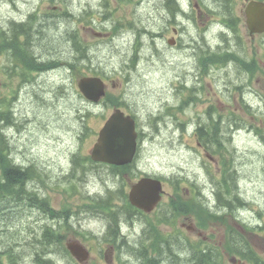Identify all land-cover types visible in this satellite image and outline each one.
I'll list each match as a JSON object with an SVG mask.
<instances>
[{
  "label": "rangeland",
  "instance_id": "rangeland-1",
  "mask_svg": "<svg viewBox=\"0 0 264 264\" xmlns=\"http://www.w3.org/2000/svg\"><path fill=\"white\" fill-rule=\"evenodd\" d=\"M104 1L106 0H63L61 5L60 0L54 3L50 0H0V26L3 30L8 32L13 23L30 22L27 28L31 25L32 28L28 37L24 36L25 43L22 46L27 48L26 52L30 56L51 61L50 65L57 67L45 68L44 72L36 73L31 79L28 75L25 76L24 85L19 78L9 77L7 56L0 55V93L10 100L9 105L12 108V113L8 116L10 122L4 121L3 118L2 124L11 142L12 157L19 164L29 168L31 174L53 188L47 189L38 181L31 184L37 190L42 189L39 193L41 191L48 194L56 208H59L62 202V195L54 190L57 184H61L69 191L76 186L75 192L78 195L74 197L80 200L84 196L91 198L104 195L107 187L113 185L115 188V184L119 183L108 167L101 169L89 167L79 171L75 176L67 177L71 168V155L78 149L83 154L89 153L96 141L97 132L104 123L100 117H93L86 125L87 128L95 130L96 135L82 139L85 121L77 116L76 104L80 108L83 105L72 96L79 79L78 70L71 71L66 67L59 70L62 63L57 62L59 59L64 62L70 61L78 56L73 46L74 42L71 41L75 30L80 31V38L84 40L93 61L92 64L86 65L107 72L109 82L117 80L119 70V84L123 86L122 92L125 93L126 101L137 105L141 126L146 135L141 140L138 154L139 169H134L135 175L162 174L178 178L181 176L196 178V173L200 172L194 160L199 154L198 138L194 136V130L186 132L187 126L185 129L181 128V118L188 120L192 118L189 125H195V128L200 125L202 129L205 124L209 126L212 120L217 121L213 131L215 134L209 142L212 145L218 143L220 135L227 144L223 129L235 118L238 119L239 125L245 124L248 129L249 126L264 127V74L260 81L255 78L252 83H248L247 76L235 69L234 62L225 68L212 63L208 68L210 71L202 74L200 73L202 69L196 64L198 56L203 52L209 53L211 48L214 51L235 53L244 50L248 57L257 53L263 58L258 46L259 40L249 44L248 31L244 25L237 22V29L226 35L220 30L218 19L215 22L202 16L197 17L199 12L196 2L193 5L194 9L189 6L186 10L190 17L187 15L184 17L172 8L166 9L167 0H134L131 6L126 7L129 15L124 7L119 11V21L123 26L119 30L118 39L113 35L117 13L112 18L113 23H101L106 11ZM209 1L222 7L225 4L223 0ZM198 9H202L201 5ZM68 12L72 14L66 16ZM205 14L210 13L207 11ZM83 16L85 19H82ZM35 19L38 22L37 26H33ZM128 20L133 27L129 26ZM89 27L106 34L92 35ZM165 27L167 32L164 39L160 34H163ZM175 30L178 31L177 35ZM154 33L159 36L154 38ZM172 37L179 40V47L175 49L169 48L168 42L173 39ZM134 56H137L138 62L136 70L132 72L128 68L132 69L130 62ZM24 58L28 62L27 58ZM83 72L88 71L83 69ZM63 82L67 83L66 89L72 99L61 95ZM109 90L117 93L111 87ZM178 91L182 92V97L185 93L191 94L194 101L186 110L187 113L183 115L184 113L179 111L175 120L173 116L168 115L167 110L172 101L177 96L179 98ZM254 92L259 101H253ZM243 95L252 103L250 108H242ZM92 110L94 113H103L105 117L110 114L99 107ZM159 111L160 118L154 120ZM173 126L177 127L175 131ZM235 127L231 126L230 129L236 130ZM254 141L245 144L246 147H250L248 151L235 152L238 167L231 173L230 184L234 193L238 192L241 199V204L232 201L235 207H240L243 202L238 184H246L247 191L244 195L253 200L255 196L249 192L250 187L258 191L259 183L264 186V166H261L264 165V159L260 160L264 155L263 152L260 153L264 149V140L257 138ZM124 179L129 182L132 180L129 175ZM25 203L20 201L19 204H12L9 207V203L0 199V257L7 252L6 250L12 249L19 261L21 255L25 257L23 264H37L36 252L39 253L40 261L47 251L46 246L35 245L34 231L44 229V225L52 223L46 220L42 213L39 214L41 210L39 206L31 207L32 204ZM219 203L225 205L224 202ZM252 207L255 214L264 212V198L263 202L252 204ZM72 223L78 228L74 219ZM85 227L95 231L93 222L86 224ZM96 227L103 229L104 225L96 223ZM64 230L70 238L72 232L66 227ZM176 250L180 251L181 247H177ZM31 252L33 258L29 256ZM180 255L181 253L171 252L165 257L171 264H185L184 258ZM61 263L70 264V261L67 259Z\"/></svg>",
  "mask_w": 264,
  "mask_h": 264
},
{
  "label": "flooded vegetation",
  "instance_id": "flooded-vegetation-1",
  "mask_svg": "<svg viewBox=\"0 0 264 264\" xmlns=\"http://www.w3.org/2000/svg\"><path fill=\"white\" fill-rule=\"evenodd\" d=\"M238 1L240 5L237 4ZM232 6L231 15L234 19L245 23L243 0H233ZM237 52L240 53V50ZM232 62L235 63V69L241 72L242 68L236 61ZM258 62L264 72V62L261 60ZM242 73L248 76L246 71ZM260 77L258 80L261 79ZM206 155L210 157L208 153ZM127 182L129 181L126 179H119V183L115 185L118 194L115 212L107 214L105 211L96 210L94 214H82L75 219L80 231L91 234V238L85 243L80 240L82 244L90 253L93 249L100 250L98 259L90 257L84 264H171V261H167L165 257L171 252L181 253L180 256L184 258L185 264H252L249 251L250 239L245 226L234 224L230 227L238 229L237 235L233 229L224 224L209 223L206 229L199 222L197 225L191 215H183L182 219L177 221L182 229L177 235L176 229L166 222L176 214L166 210L164 225L154 228L148 223L145 217L147 214L135 207L130 212L127 207L125 196L134 184L132 180ZM262 216L264 217V212ZM87 222H93L95 231L85 227ZM228 222L231 223L230 220ZM96 223H102L104 228H97ZM177 247H181L182 251L176 250ZM101 256L102 260H100Z\"/></svg>",
  "mask_w": 264,
  "mask_h": 264
},
{
  "label": "water",
  "instance_id": "water-1",
  "mask_svg": "<svg viewBox=\"0 0 264 264\" xmlns=\"http://www.w3.org/2000/svg\"><path fill=\"white\" fill-rule=\"evenodd\" d=\"M247 11L248 23L252 31L263 30L264 4L252 2ZM96 83L102 85L97 79H83L80 87L88 97L97 96L100 93L95 91ZM135 137L133 120L130 117H125L120 111H116L101 132L98 144L92 153L93 158L117 165L131 162L136 151Z\"/></svg>",
  "mask_w": 264,
  "mask_h": 264
},
{
  "label": "trees",
  "instance_id": "trees-1",
  "mask_svg": "<svg viewBox=\"0 0 264 264\" xmlns=\"http://www.w3.org/2000/svg\"><path fill=\"white\" fill-rule=\"evenodd\" d=\"M168 5L172 8L174 7L175 0H167ZM175 8V7H174ZM19 35L15 36L14 41H19ZM21 35H23L21 33ZM74 36L71 37V41L73 40ZM76 44L75 38L73 41ZM83 54V53H82ZM82 57H85L83 55ZM68 64L73 67L75 64H71L68 62ZM27 68H30L27 62ZM26 70V74L28 75V69ZM11 70H15L14 67L11 68ZM24 71L19 73V75L24 80L25 76H27ZM29 76V75H28ZM30 77V76H29ZM31 79V77H30ZM25 81V80H24ZM7 114V117L11 115ZM0 116L3 118V114H0ZM6 118V117H5ZM8 121V120H7ZM11 142H9V138L5 135V130L3 127L0 128V199L2 202L9 203L8 206L10 207V204H19L20 201L22 203H33L42 205L41 198H38L37 191H34L29 186L30 179L33 178V174L30 173L29 168H25L20 166L19 164H16L14 160L9 159V152L11 149ZM7 196V198H5ZM48 237V236H47ZM9 257H7L9 260V264H18V262L15 259V256L10 251L7 252ZM39 260V258H38ZM3 257H0V264H3Z\"/></svg>",
  "mask_w": 264,
  "mask_h": 264
},
{
  "label": "bare ground",
  "instance_id": "bare-ground-1",
  "mask_svg": "<svg viewBox=\"0 0 264 264\" xmlns=\"http://www.w3.org/2000/svg\"><path fill=\"white\" fill-rule=\"evenodd\" d=\"M223 2L226 4L227 0H223ZM225 4H224V6H225ZM165 5H166V9L172 8L171 6L168 5V2ZM174 7L172 9L174 11L178 12L179 9H180V6H179V4H177V0H175ZM35 21L36 22L33 24V26H37V24H38L37 19H35ZM40 24L43 25L42 23H40ZM29 25H30V22H28V23H25V22L24 23L23 22L13 23L11 25V27L9 28L8 32H6V30H3V31H4V33H6L5 35H6L7 39H8V41H11L10 43H13L14 42V38H15V36L17 34H21L22 33L25 37H28L29 30L32 28V25L29 28H27V26H29ZM36 32L38 33V28H36ZM37 33H34V35H36ZM27 41H29V38H28ZM73 41H74V38H73ZM73 46L75 47L76 54H78V56H76V57L81 56L82 55V51L78 48L77 44L74 43ZM26 50H27V48H24L23 46H20L19 47L20 54L23 57H26L27 58L28 62L30 63V64L28 63L30 69L33 70V71H35L36 73L44 72L45 68H47V69H51V68L56 69L57 68L56 66L53 67L52 65H50V64H52L51 61H46L44 59L41 60V59L37 58L34 55L33 56H30L28 54V52H26ZM30 50H31V48H30ZM57 62H61L62 64L64 63V61L62 59L57 60ZM4 121L10 122L8 117L6 119L4 118ZM4 121H2V122H4ZM204 137L206 138V140L209 143L210 142V138L208 137V135L207 134H204ZM14 162L16 164H19L15 160H14ZM25 168H27V167H25ZM29 184H31V182ZM29 187L31 189H33L34 191H37L38 196H39L38 198H40L39 190L33 188L32 185H30ZM232 201H237L238 204H241V199H240V195L238 194V192H235V196L232 199H230V203L231 204H232ZM219 202L223 203L224 201L222 199H220ZM25 204L26 205L32 204L31 207L35 206V204H33L32 202L31 203H25ZM224 204H226V203L224 202ZM36 205L40 207V205H38V204H36ZM11 206H12V204H10V207ZM116 224L117 223L115 222L114 225L116 226ZM48 239L51 240V238H48ZM181 251H182V249L179 252H181ZM43 262H44V264H49V261L46 260L44 257L39 261V263L42 264Z\"/></svg>",
  "mask_w": 264,
  "mask_h": 264
}]
</instances>
